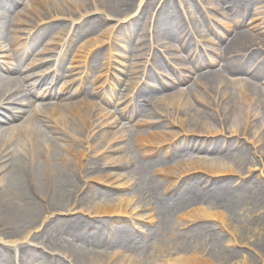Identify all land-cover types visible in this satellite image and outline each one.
Listing matches in <instances>:
<instances>
[{
  "label": "rangeland",
  "instance_id": "obj_1",
  "mask_svg": "<svg viewBox=\"0 0 264 264\" xmlns=\"http://www.w3.org/2000/svg\"><path fill=\"white\" fill-rule=\"evenodd\" d=\"M39 1L27 0L33 4ZM81 1L93 7L92 0H61L65 14L44 32L23 68L28 70L34 63L37 67L32 74L49 68L45 60L53 58L55 48L75 32L76 41L63 64L66 76L46 100L63 114L60 100L67 95L68 86L72 91L83 87L92 91V103L102 112L99 124H106L98 154L102 175L94 178L92 185L106 193L102 201L109 196L115 209L96 214V201L76 206L72 213L58 214L59 218L70 223L76 219L102 223V233L113 229L141 236L147 229L155 230L156 216L168 213L175 218L176 231L207 227L222 239V247L213 252L209 240L181 242L173 249L156 229L152 240L160 245L165 264H264V104L255 106L247 98L235 126H223L225 117H218L215 124L199 127L193 120L196 112L204 116L211 112L206 107L200 110L190 92L194 87L198 97L216 106L225 93L210 92L205 76L224 68L217 74L222 79L218 84L229 87L226 100L244 87V94H249L250 88L264 96V3L138 0L139 7L129 18H105L98 29L86 32L83 22L105 15L94 9L80 15L77 7ZM4 3L14 9L13 16L21 10L11 2ZM74 11L77 16L73 19L79 22L73 23L68 14ZM17 19L13 35L22 36L21 44L29 28L25 24L28 16ZM4 32L3 26L0 33ZM242 36L248 38L245 41L252 51L238 48ZM139 38L144 41L138 43ZM104 49H108L105 56ZM99 52L98 65L92 64L93 69L81 75L80 65ZM11 54L0 51L3 66L11 62ZM180 98L191 105L167 108ZM76 100H84L81 92L76 93ZM114 134L118 138L112 140ZM248 192L260 204L251 202ZM237 215L242 222L252 223L240 227L246 232L243 237L230 220ZM256 221L261 222L259 226L253 223ZM259 239H263L261 245ZM117 251L134 257L131 251ZM14 264H21L19 258Z\"/></svg>",
  "mask_w": 264,
  "mask_h": 264
},
{
  "label": "bare ground",
  "instance_id": "obj_2",
  "mask_svg": "<svg viewBox=\"0 0 264 264\" xmlns=\"http://www.w3.org/2000/svg\"><path fill=\"white\" fill-rule=\"evenodd\" d=\"M5 1L11 2L14 8L20 6L16 16L12 15L14 9ZM137 1L92 0V8L81 1L77 7L81 10L80 15L92 9L105 15L83 22L81 26L88 27L85 31L89 32L98 29L105 18H116L118 21L129 18L139 7ZM261 2L264 3V0ZM36 4L27 0H0V29L5 27V32L0 33V40L3 41L0 51L12 53L10 63L4 66L0 63V264H14L18 258L21 264H165L159 253L160 245L152 240L156 229L163 232L167 244L173 249L181 242L210 240L212 251H221L222 239L215 237L207 227H196L181 233L175 230V218L168 213L156 216L155 230L147 229L141 236L126 230L117 232L108 229L102 233V223H84L79 219L70 223L59 218L58 214L72 213L76 206H90L96 201L99 202L95 213L102 214L103 210H114L115 203L108 195L102 201L106 193L92 185V180L102 175L98 154L102 151L99 145L102 127L106 125L99 124L102 112L92 103V91L84 87L72 91L68 86L65 89L67 95L60 100L63 114L57 113V107L46 100L52 97L56 83L66 76L63 64L70 57V48L76 41L75 32L74 36L72 34L69 40L55 48L53 58L45 60L49 61L45 62L49 68L36 74H32L37 67L34 63L30 70L23 68L33 48L42 41L44 32L55 27L53 21L65 14L61 0H41ZM37 8L39 11H36ZM68 14L73 23L79 22L80 19H73L77 16L75 11ZM20 15L28 16L25 24L29 27L21 44L22 36L13 35ZM242 37L238 48L242 52L252 51V46H247L249 42L245 41L248 38ZM143 41L142 38L137 39L138 43ZM107 51L103 50L104 56ZM100 57L102 53L99 52L97 57L86 59L80 65L81 75H86L87 69H93L92 64L98 65ZM220 71L225 69L207 72L205 82L211 85L210 92L219 94L223 91L227 95L229 87L218 84L222 80L217 74ZM253 78L259 77L254 75ZM219 85L225 88H219ZM245 91V87L239 89L229 100L222 94L216 106L212 107L191 87L192 101L200 110L206 107L211 112L209 116H204L202 113L197 115V111L193 120L199 127H204L215 124L218 117H225L223 126H235L243 114L247 98L255 106L264 104V96L260 92L250 88L249 94H244ZM80 92L84 100L77 101L76 93ZM177 101L168 103L167 108L179 106L186 109L191 105L185 99ZM117 138L114 134L112 140ZM248 193L251 202L260 204L252 197V192ZM239 217L231 216L230 220L244 236L246 232L240 227L243 223L246 226L252 223L242 222ZM253 223L259 226L261 222ZM92 227H95L94 231H90ZM259 242L261 245L263 239ZM117 250L131 251L134 257L122 255L125 251ZM66 259L68 262H65Z\"/></svg>",
  "mask_w": 264,
  "mask_h": 264
}]
</instances>
